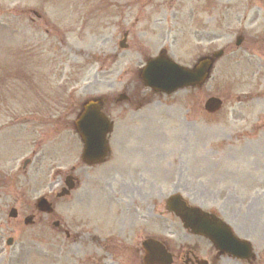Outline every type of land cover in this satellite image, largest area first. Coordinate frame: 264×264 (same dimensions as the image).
<instances>
[{
	"label": "rangeland",
	"instance_id": "374dc122",
	"mask_svg": "<svg viewBox=\"0 0 264 264\" xmlns=\"http://www.w3.org/2000/svg\"><path fill=\"white\" fill-rule=\"evenodd\" d=\"M32 8L42 19L30 20ZM23 35V51L32 49L45 66L20 85L15 73L1 68H10L12 40ZM160 49L189 66L224 52L201 86L149 94L141 107L114 102L133 88L147 94L139 69ZM32 89L42 90L45 101L50 93L60 109L94 95L111 99L105 107L115 122L108 165L125 169L140 149L152 159L148 177L160 174L155 188L148 179L141 188L130 178L127 183L126 192L147 195L146 218L153 202L163 205L178 192L217 211L264 253V0H0V264H75L70 250L45 244L44 221L22 222L36 198L54 187L59 167L74 163L76 148L72 118L58 126L70 127L58 137L56 131L43 139L46 127L26 117ZM210 96L222 99L211 112L204 109ZM26 157L32 161L23 168ZM123 180L108 184L105 178L103 189L117 191ZM13 206L18 216L9 219ZM170 219L165 214L161 223Z\"/></svg>",
	"mask_w": 264,
	"mask_h": 264
},
{
	"label": "flooded vegetation",
	"instance_id": "af4514ba",
	"mask_svg": "<svg viewBox=\"0 0 264 264\" xmlns=\"http://www.w3.org/2000/svg\"><path fill=\"white\" fill-rule=\"evenodd\" d=\"M30 51L33 52L32 49ZM132 90H127L126 107L133 104L143 105L145 96L134 94ZM29 93H35L37 98L29 108V115H26L29 119H61L72 115L78 118L83 110L84 102L81 100L76 106L72 104L63 112L67 107L60 109V101L57 98H51L47 93L45 97L48 99L45 101L41 96L42 90L32 89ZM92 100L99 104L115 127L114 118L105 110L106 104H111V99L93 97ZM75 134L78 149L75 163L54 178L59 192L62 190L63 194L59 195V192L53 193L51 190V194L47 196L51 209L42 213L33 211L35 222L44 221L46 225L44 236L47 246H62L64 253L70 250V254L66 255L71 257L75 264H146L143 242L152 239L164 246L170 256V264H264V253H259L253 243L246 254L247 258L238 257L223 248L225 246L216 247L208 237L194 233L181 223L180 227L174 225L173 221L177 218L171 212H168L172 216L169 222L162 224L161 199L155 204L153 202L146 218L147 195L139 191L128 193L126 189L129 178L135 180L140 188L147 183V179L153 188L160 182L158 172L152 179L145 172L151 166L146 164L152 161L150 156L145 157L140 149H135L139 159L128 161L127 167H123L125 169H121L122 166L119 165H108L113 152L110 134L107 141L110 150L102 160L88 162L82 156L83 141L77 129ZM105 178L106 183L108 180L118 182L121 178L126 180L120 182L117 191L107 192L102 186ZM67 180L72 181L69 185H73L69 192L62 189ZM204 211L213 225L216 224V217L224 219L238 238L248 239L239 235L217 211L210 208H205ZM235 250L243 253L241 246L235 247Z\"/></svg>",
	"mask_w": 264,
	"mask_h": 264
},
{
	"label": "water",
	"instance_id": "95a60500",
	"mask_svg": "<svg viewBox=\"0 0 264 264\" xmlns=\"http://www.w3.org/2000/svg\"><path fill=\"white\" fill-rule=\"evenodd\" d=\"M239 41V38L237 39V42ZM220 52L215 53L214 56H219ZM213 58H207L205 60H202L198 65H196L192 69H188L182 66H179L178 64L174 63L170 59H168L165 56L157 57L152 60H150L146 67L142 71V78L146 82L147 85L156 88L158 90L163 91H171L177 87H181L185 84H194V83H200L204 80V78L208 75L209 68L211 67ZM182 70V71H178ZM189 73H194V75H189ZM220 104V100L217 98H209L206 101V108L209 110H212L214 108H217ZM85 122L88 121L84 119ZM91 122H95L93 124L94 128V134L92 136L93 139H89L90 142L94 140L96 143L95 137H99L102 139L103 134L108 130L107 125L101 124L100 118H94L91 120ZM93 133V132H92ZM86 152L93 155V151H89V149L86 148ZM87 153V154H88ZM44 201L42 199H39L37 201L38 207L43 206ZM167 204L169 209L173 210L180 218L183 220L184 224L186 226H190L193 228L194 231L197 232H205L206 235H209L212 237L213 241L217 244L219 242H223L222 238L224 233L228 236L230 239V243L225 246L228 250L231 252H234V246H239L238 242H234V240L230 237V233H228L227 229L219 224L218 228L210 224L207 226L208 221L204 219V216L200 213L198 208H190L185 205V203L180 199L179 195H173L167 200ZM10 216L16 215V210L12 208L9 213ZM30 217L25 218V222H29ZM210 223V222H209ZM221 231V233L219 232ZM11 239L9 238L7 240V243H10ZM244 244V243H242ZM149 256L151 258H154V260L160 256L158 255L157 248H152L151 246H147ZM245 251V250H244ZM239 252V251H238ZM245 253H238L239 256H244Z\"/></svg>",
	"mask_w": 264,
	"mask_h": 264
},
{
	"label": "snow or ice",
	"instance_id": "6c2138e0",
	"mask_svg": "<svg viewBox=\"0 0 264 264\" xmlns=\"http://www.w3.org/2000/svg\"><path fill=\"white\" fill-rule=\"evenodd\" d=\"M178 71H182V70H178ZM189 75H194V73H189ZM90 117H85L84 119L87 120L89 119Z\"/></svg>",
	"mask_w": 264,
	"mask_h": 264
}]
</instances>
